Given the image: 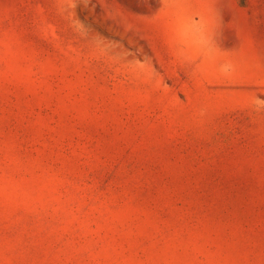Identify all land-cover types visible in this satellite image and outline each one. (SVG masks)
<instances>
[{"label":"rangeland","instance_id":"rangeland-1","mask_svg":"<svg viewBox=\"0 0 264 264\" xmlns=\"http://www.w3.org/2000/svg\"><path fill=\"white\" fill-rule=\"evenodd\" d=\"M0 264H264V0H0Z\"/></svg>","mask_w":264,"mask_h":264}]
</instances>
